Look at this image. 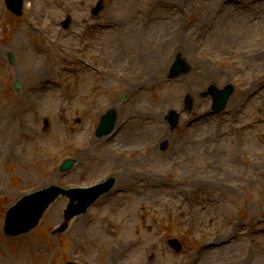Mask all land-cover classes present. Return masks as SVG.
Masks as SVG:
<instances>
[{
	"label": "rangeland",
	"instance_id": "374dc122",
	"mask_svg": "<svg viewBox=\"0 0 264 264\" xmlns=\"http://www.w3.org/2000/svg\"><path fill=\"white\" fill-rule=\"evenodd\" d=\"M175 56L188 69L169 78ZM228 84L214 112L203 93ZM109 107L117 128L102 141ZM107 176L62 232L61 195L32 230L4 234L23 194ZM70 260L264 264V0H24L19 16L0 0V264Z\"/></svg>",
	"mask_w": 264,
	"mask_h": 264
},
{
	"label": "water",
	"instance_id": "95a60500",
	"mask_svg": "<svg viewBox=\"0 0 264 264\" xmlns=\"http://www.w3.org/2000/svg\"><path fill=\"white\" fill-rule=\"evenodd\" d=\"M8 8L16 13H21L22 0H6ZM101 7L99 3L95 10L97 11ZM64 26H67V21L63 22ZM188 69L187 64L183 63L179 58H177L174 64L171 75L178 73L180 71H186ZM209 92L213 95L215 102V109H221L229 96L230 89L224 91H218L211 87ZM114 115L113 112H108L103 116L101 126L97 130V134H101L103 131L107 132L113 126ZM176 122L175 113H171V123L172 125ZM105 129L103 130L104 125ZM70 161H66L63 167L65 169L70 167ZM111 179L108 181V185H96L88 189H75V190H63L61 188L51 186L49 188L37 191L28 195H25L19 200L15 205L9 208L5 217V230L7 232L16 234L19 232L27 231L32 228L38 221L43 209L48 205L50 201L54 199L58 193L67 194L70 201L64 212L65 219L67 220L74 214L84 212L86 208L104 191H106L111 185ZM76 201V202H75ZM65 227V224L58 229L61 231ZM171 246H173L175 251H179L181 245L176 239L169 240ZM66 264H76L73 262H68Z\"/></svg>",
	"mask_w": 264,
	"mask_h": 264
},
{
	"label": "bare ground",
	"instance_id": "6f19581e",
	"mask_svg": "<svg viewBox=\"0 0 264 264\" xmlns=\"http://www.w3.org/2000/svg\"><path fill=\"white\" fill-rule=\"evenodd\" d=\"M229 7H230V6H228V8H229ZM175 37H176V40H175V43H176V50H178L177 52L180 51V54H181V55H183V53H184V54H187V51H186V47H187V38H185V36H183L182 34H180V35L177 34ZM153 60L155 61V56H154ZM165 63H166V61H165L164 57H162L161 60L158 61V62L156 63V65H157L159 68L164 69L163 64L166 65ZM37 71H38L39 73H42V71L39 70V69H38ZM217 76H218V73H217V72H214V73H211V74L207 75V79H208V81H212V80L215 79ZM198 89H199V88H198ZM198 89H197V90H198ZM197 90H196V91H197ZM162 104H163V103H162ZM113 135H114L113 133H110V134H108V135H105V136H103V137L101 138V140H102V141H109V140H112L111 136H113ZM98 140H100V139H97V141H98ZM153 156H155V154H154Z\"/></svg>",
	"mask_w": 264,
	"mask_h": 264
}]
</instances>
